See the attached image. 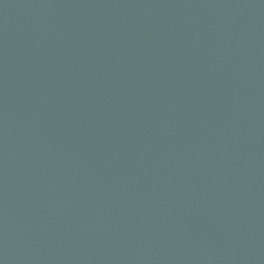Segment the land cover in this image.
<instances>
[{"label": "water", "instance_id": "95a60500", "mask_svg": "<svg viewBox=\"0 0 264 264\" xmlns=\"http://www.w3.org/2000/svg\"><path fill=\"white\" fill-rule=\"evenodd\" d=\"M0 264H264V0H0Z\"/></svg>", "mask_w": 264, "mask_h": 264}]
</instances>
